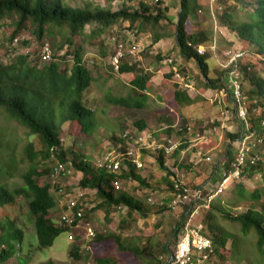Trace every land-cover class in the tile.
Segmentation results:
<instances>
[{
  "label": "trees",
  "instance_id": "obj_1",
  "mask_svg": "<svg viewBox=\"0 0 264 264\" xmlns=\"http://www.w3.org/2000/svg\"><path fill=\"white\" fill-rule=\"evenodd\" d=\"M164 4L165 2L162 1L153 11L151 4L143 0H127L116 10L111 7L82 8L72 6L63 0H0V33L9 26L6 19H13L14 27L9 31L8 40L11 42L9 51L15 52L11 59L2 60L0 58V108L9 119L16 120L25 127L28 135H36L40 142L39 147L32 140L25 146L24 156L28 160L29 167L22 173V185L10 188L6 175L11 176L12 169L6 168L4 163L0 164V264L7 263L12 257L16 258L18 264L27 263L24 258L17 256L18 250L24 242L25 232L17 225L15 219H11L3 213V208L18 197H23L28 202L29 218L33 221L40 249L51 247L56 237L69 230V227L55 223L51 216V211L56 208L60 200L58 194L53 190V185L50 182H39V179L44 175H51L52 166L48 165V161L53 158L70 164L73 171L81 174L78 184L83 189L95 190L101 199L98 204L99 208L126 206L129 220L136 219V212H145L146 207L142 200L114 186L116 178L125 181L133 179L148 185L145 178L138 173V168L128 159H124L122 171L119 174L98 167L84 153L74 151V149L68 150L64 146L61 126L65 121H70L77 126L78 133L87 135H91L95 126V110L87 105L85 96L86 90L91 86L95 77L82 56L83 46H73L77 35L89 33L92 34L91 38L93 39L106 33L112 26L129 21L130 27L138 25L139 30L146 26L153 28V42H158L168 35L158 30L162 20L169 19L164 13ZM179 5L177 20L173 25V34L178 53L185 62L184 66L179 69L180 73L186 75L190 70H187V63L194 61L204 80L198 86L200 90L215 92L224 89L231 97L232 87L228 69L222 68L217 63L215 55L224 50L221 47L222 43H230V41L226 38V34L222 35L216 30L215 25L218 28H225V25V29L236 34V41L245 50L264 60V0H235V2L218 0L214 9L209 3L205 4L203 0H179ZM238 10H245L246 17L243 19L237 17L235 12ZM197 12H203L204 21L207 24L200 29L190 30L188 25L190 18ZM26 23L32 26L31 32L39 41L46 36H54V40H57V34L64 36L63 40L58 41L59 51L57 52L56 47H53L55 54L51 61L42 62L39 53L34 56V49L27 48V51H21L13 43L20 37V31ZM87 28H89L88 32ZM119 40L122 39H116V41ZM21 42L25 45L30 44V41L25 38ZM213 43L216 44L215 51L211 48ZM232 44L231 42L227 47H231ZM65 46H73V48L60 54V50H63ZM200 46L205 48L203 53L198 51ZM115 50L116 47L113 48V54ZM72 51L73 65L71 67L62 66L63 60ZM126 55H128L127 51ZM126 55L118 72L131 73V90L127 94L109 92L106 94V99L109 104L128 108H145L148 104V89L152 84L153 75L141 66L140 60L133 61L132 57L125 59ZM158 58H160L159 55ZM241 69L244 78L250 81L252 86L250 90L258 96L264 97V78L258 77L252 71L251 62H243ZM168 76H173V73H169ZM173 86V101L177 107L181 108L195 102L198 95L192 97L190 87L178 81H175ZM249 106L250 111L256 108L259 113L261 107L264 108V101L258 100L254 104L249 103ZM260 115L264 116V110ZM230 122L238 124L236 130L226 133L229 140L233 142L240 135L242 125L234 117ZM136 125L140 133H144L146 122L140 119L136 121ZM257 132L261 135L258 130ZM111 140L116 145L121 143L122 151H125L129 145L122 136L112 135ZM187 145L186 141L180 144L174 154L179 153ZM222 155L220 159H222L224 169L230 168L232 160L235 159V153L232 152L230 144L225 147ZM164 156L163 152H159L155 157L162 167L167 169L170 174H174V171H170L166 167ZM260 168L261 161L254 164L247 162L242 174L246 173L247 176H250ZM59 188L56 187L55 191L57 192ZM62 189L61 195L64 196L66 190L64 187ZM230 191L234 195V201L231 203L251 202V205L245 211L233 214L223 205V201H221L223 196L220 193L210 201L209 208L201 209L200 212L204 211L205 213L204 217L194 221L203 222L205 227L203 233L212 239L213 246L207 259V261L209 260L208 264L215 257L220 261L225 258L223 250L231 238L235 245L236 259L239 260L241 255L238 249L239 238L235 234L225 231L224 227L217 222V215L230 222H239L241 230L245 234L254 228L257 234V248L264 254V188L251 189L243 182L238 181L230 187ZM79 207L84 209L78 202L76 208ZM189 207L190 204L184 206L182 217L171 230V238L165 243L158 244L156 252L160 257L156 255L155 250L152 251L154 246L149 245L151 243L141 249L140 247H125L121 243L120 237L117 235L111 237L122 251L133 252L139 257L143 256L150 263L155 261V264H166L167 259L175 252L176 244L173 245V241L175 238H177L175 243L178 241L179 234L189 215L187 212ZM126 223L122 220L118 225L125 228ZM104 239V235H98L95 240ZM79 250V245H74L70 250V255L79 258ZM162 255L165 259L162 258ZM95 261V264L116 263L110 258L102 256L97 257Z\"/></svg>",
  "mask_w": 264,
  "mask_h": 264
},
{
  "label": "rangeland",
  "instance_id": "obj_2",
  "mask_svg": "<svg viewBox=\"0 0 264 264\" xmlns=\"http://www.w3.org/2000/svg\"><path fill=\"white\" fill-rule=\"evenodd\" d=\"M72 6L89 7L95 9L97 7H111L116 10L127 0H63ZM235 2V0H231ZM253 1V0H252ZM208 3V0H203ZM168 3V4H167ZM164 13L168 20H162L158 28L164 36L158 42H153L152 29L149 26L138 29V25L129 26V21H124L121 25H114L103 35L91 38L92 34H78L73 43V46H83L82 56L87 65L91 68L94 78L91 86L86 90L87 105L95 110V126L91 135L78 133L77 126L70 121H65L61 126V137L64 146L70 150L82 152L89 157V160L96 162L104 152L116 145L112 140V135L121 136L123 132L135 131L138 127L136 121L143 119L146 122L144 133L153 132L156 138L162 140L169 136L172 137L178 144L187 142V146L179 153L172 156H164L166 167L175 171V175L168 172L167 169L161 166L155 156L158 152L148 151L144 154H150L153 161H147L146 165L141 168L140 175L146 177L148 185L140 183L137 180H123V184L119 187L120 190L127 191L135 195L138 199L144 202L146 207L144 213L136 212V219L129 220L127 218L128 208L126 206L98 207L101 199L95 193V190L83 189L78 184L81 176L80 173L73 171L67 177L52 175H44L39 179V182H50L53 185V190L58 194L60 200L56 208L51 211V216L56 223L63 209L64 196L59 191H55L56 187H64L67 197L72 196L85 209L86 219L89 220L97 230V235H104L105 239L101 241L87 240L81 235L70 241L67 239V233H61L56 237L54 244L51 247L40 249L38 247L37 235L35 232L33 221L29 218L28 202L23 197H18L14 202L7 204L3 208V213L15 219L17 225L25 232L24 242L19 248V258H24L27 263L24 264H95L97 257H106L115 261V264H155L150 263L145 257L137 256L133 252L122 251L117 247L115 240L111 237L117 235L120 237L121 243L125 247H140L144 248L153 245V250L157 249L159 243H165L171 238V230L176 226L183 214V207L172 209L169 207L171 188L169 184L174 178H181L186 185L192 190L203 188L206 193L216 189V184L221 180L223 175L222 154L225 147L230 144L232 152L236 150V144L230 142L226 133L231 131L224 126V110L226 105L231 106V97L228 92L224 91L219 98H214V91H201L199 85L203 83V77L194 61L187 63V70L190 72L181 74L179 69L184 66V61L181 59L177 50L175 36L173 34L174 24L177 20L179 10V0H168L165 2ZM245 10L236 11L237 17L245 18ZM13 19H6L9 26L5 27L4 32L0 33V58L2 60L11 59L15 52L9 51L11 42L8 40L9 31L13 29ZM203 12H197L190 18V30L200 29L207 23L204 21ZM6 26V25H5ZM226 28V26L224 25ZM222 28L226 34V38L230 43H222L221 47L226 48L233 43L232 46L240 48L242 45L236 41V34L228 29ZM32 26L28 23L24 25L20 31V37L13 41L21 51H27V48L34 49V56L40 52L42 44L50 43L52 47H56L58 52V41L64 39L62 34H57V40L54 36H46L41 41L35 38L31 32ZM89 28H87L88 32ZM75 37V35H73ZM87 37V38H85ZM28 39L29 45L22 44V39ZM124 40L126 49H130L141 42L143 45L140 53L141 66L149 71L153 76L151 86L148 89V100L145 108H128L109 104L106 99V94H127L131 90L130 80L131 73H120L111 70L110 60L113 55V48L116 47V39ZM2 44V45H1ZM73 46H65L60 50V54H64L67 49ZM179 56H178V54ZM158 55L160 58H158ZM131 58L126 55L125 59ZM132 59V58H131ZM172 59V61H170ZM134 61V59H132ZM245 61L251 62L252 71L258 77L264 78V60L255 57L251 52L245 57ZM177 64V71L181 74L177 77L174 69H171L174 64ZM175 64V65H176ZM73 65V51L67 54L62 62V66L71 67ZM171 69V70H170ZM169 73L173 76L169 77ZM186 76V77H185ZM189 79L195 81L196 89L191 90L192 96H197V101L184 106L177 107L173 101V83L178 81L184 82ZM244 91L251 104L264 101V97L253 93L250 81L243 78ZM199 91V92H198ZM212 93L209 95L208 93ZM264 108L261 107L259 113L252 112V126L254 130H258L264 136V116L260 115ZM258 113V114H257ZM230 121V120H229ZM192 123L193 132H188L183 135L181 132H176V125ZM229 124V122H228ZM196 133L205 134L209 137L206 140H191ZM190 137V138H188ZM34 141L36 146H40V142L36 135H28L27 129L16 120L9 119L0 108V164H5L6 168L12 169V175H6L10 188L23 184L22 173L25 172L29 163L24 156L25 146L29 141ZM128 144V143H127ZM118 145V144H117ZM261 155V168L255 171L254 174L247 176L242 174L239 179L230 180L226 185V189L220 194L223 196L221 201L223 205L233 214H239L247 209L251 202H240L233 204L234 195L230 191V187L234 186L238 181L243 182L246 186L253 189L255 187L264 188V142L256 147ZM144 158V157H143ZM57 163L56 158L48 161V165L54 166ZM152 198L153 201L149 200ZM264 198V193H263ZM230 201V202H229ZM201 211V210H200ZM195 215L194 221L204 217V211ZM84 212V213H85ZM108 212V213H107ZM4 217V216H3ZM126 221L125 228L119 226V222ZM201 222V221H200ZM217 222L222 225L225 231L235 234L239 238L238 249L240 251L239 260L235 257L233 239H229L226 247L223 250L225 258L220 261L216 257L210 264H264V254L257 248L256 230L252 228L247 234L241 230L239 222H230L222 216L217 215ZM203 223V222H202ZM177 238L174 239L173 245L176 244ZM79 245V258L70 255V250L74 245ZM156 255L159 254L156 252ZM160 257V256H159ZM162 258L165 257L162 255ZM209 260L202 264H208ZM5 264H18L15 257L9 259Z\"/></svg>",
  "mask_w": 264,
  "mask_h": 264
},
{
  "label": "built area",
  "instance_id": "obj_3",
  "mask_svg": "<svg viewBox=\"0 0 264 264\" xmlns=\"http://www.w3.org/2000/svg\"><path fill=\"white\" fill-rule=\"evenodd\" d=\"M148 2L152 6V10L156 6L165 0H143ZM212 9L215 8V4L218 0H209ZM221 8V6H220ZM222 9V8H221ZM213 12V11H212ZM216 30L223 34L221 28L215 25ZM124 40L116 41L115 53L111 56L110 65L115 72H118L120 64L126 55L138 60L140 57V51L143 48L141 42H137L136 45L130 49H126ZM211 48L215 51L216 44L213 43ZM198 51L203 53L205 48L200 46ZM55 51L50 43L41 45L40 48V59L42 62H49L54 58ZM217 63L224 69H228L229 81L232 87L231 95V106L226 105L224 110V117L226 120H231L234 117L242 125V131L240 135L235 139L236 150L235 159L232 160L231 166L228 169H224L221 180L216 184V189L205 192L203 188H197L192 190L181 178H174L172 180L173 194L170 198L169 207L175 209L177 207H183L184 205L190 204L188 208V218L185 221L183 230L180 232L178 241L175 245V252L170 255L167 259L166 264H202L206 262L209 253L212 251V239L203 233L205 229L202 222H194V217L202 208H209L210 201L214 199L218 194L222 193L226 189V185L229 184L230 180L239 179L242 176V172L247 162L254 164L262 158L260 152L256 149L258 145L264 142V136L258 134L252 127V112L249 109L248 97L244 91V73L241 69V64L248 55V51L243 47L235 48L233 46L226 47L222 53H216ZM172 61V59H170ZM177 77L181 74L175 70ZM182 80L184 78L182 77ZM226 91V90H224ZM176 132H181L185 135L188 132H193L192 123L186 122L184 124L176 125ZM128 143V147L125 151L121 150V143L112 146L106 152L102 154L100 158L96 160L98 167L105 168L108 172L119 174L122 171V165L124 159H128L138 169L144 167L142 160L143 151H156L163 152L165 156L171 155L178 144L172 137H165L162 140L156 138L153 132L140 133L138 128L135 131H126L122 133ZM190 138V137H188ZM191 140H208V136L201 133H196L194 138ZM73 172L72 167L68 163L57 161L52 167L51 175L53 177L70 175ZM123 184V179L116 178L114 180L115 188L119 189ZM60 193L63 192L62 187L58 190ZM64 196L63 209L59 215V219L56 222L60 226H67V239L72 241L78 238L80 235L87 239L92 240L97 235V230L94 225L86 219L84 209L79 207L76 208L78 201L72 196ZM149 200L153 201L150 197Z\"/></svg>",
  "mask_w": 264,
  "mask_h": 264
},
{
  "label": "crops",
  "instance_id": "obj_4",
  "mask_svg": "<svg viewBox=\"0 0 264 264\" xmlns=\"http://www.w3.org/2000/svg\"><path fill=\"white\" fill-rule=\"evenodd\" d=\"M165 2H168V0H165ZM208 3L210 4V1L208 0ZM168 4V3H167ZM221 30H222V32H223V34L222 35H225V32L223 31V29L221 28ZM178 50V49H177ZM178 54V53H177ZM178 56H179V54H178ZM182 59V58H181ZM138 60H140L139 58H138ZM191 62V61H190ZM189 62V63H190ZM185 63V62H184ZM176 64V63H175ZM173 65L172 66V68L171 69H174V71L175 70H177V64L176 65ZM170 69V70H171ZM189 69V68H188ZM189 72H190V70H189ZM183 84L184 85H186V86H188V87H190V89L193 91V89H195V86H194V84H195V81L194 80H191V79H189V81H186L185 80V78H184V82H183ZM201 91H203V90H201ZM199 92V91H198ZM205 92H207V91H204V93ZM224 93V89H221V90H219V91H215L214 92V98L213 99H216L217 100V98H219V101H221L222 99H221V97H220V94H223ZM191 94V93H190ZM209 95H212V93H208ZM192 96V95H191ZM192 97H194V96H192ZM195 101H197V98H196V100ZM224 120H225V122L226 123H224V126H226L230 131H232V130H236L237 128H238V124L235 122V123H233V122H230L229 120H226L225 118H224ZM228 122H229V124H228ZM234 124V125H233ZM253 124V123H252ZM147 127V126H146ZM253 127V126H252ZM207 136V135H206ZM208 139H209V137H208ZM235 141V140H234ZM230 142H232L231 140H230ZM235 143V142H234ZM236 144V143H235ZM237 146V145H236ZM149 151V150H148ZM148 151H143V153H142V160H143V162H144V166L146 165V162L147 161H153L152 160V156H150V154H144V152H148ZM150 152V151H149ZM235 153V152H234ZM174 156L175 154H174V152L170 155V156ZM172 156V157H173ZM223 156V155H222ZM144 157V158H143ZM156 158V157H155ZM174 159H176L175 157H173ZM222 158V157H221ZM221 160V159H220ZM141 170L142 169H138V171L139 172H141ZM173 171V170H172ZM174 174H176L175 173V171H174ZM174 174H172V175H174ZM142 176V175H141ZM144 176V175H143ZM142 176V177H143ZM143 178H145V180H146V177H143ZM169 187L171 188V195H170V198L172 197V194H173V186H172V181H171V183L169 184ZM185 206V205H184ZM184 206H183V208H184ZM122 206H120L119 208H121Z\"/></svg>",
  "mask_w": 264,
  "mask_h": 264
}]
</instances>
